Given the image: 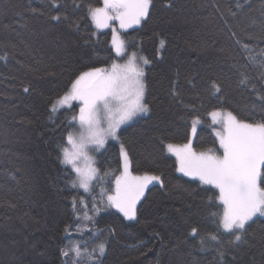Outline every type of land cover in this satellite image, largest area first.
<instances>
[{"label":"trees","instance_id":"obj_1","mask_svg":"<svg viewBox=\"0 0 264 264\" xmlns=\"http://www.w3.org/2000/svg\"><path fill=\"white\" fill-rule=\"evenodd\" d=\"M101 3L0 0V264H63L69 231H80L84 194L72 187L74 174L60 160L78 105L57 113L50 106L81 71L123 59L109 30L97 33L87 18L88 5ZM123 39L126 54L149 61V111L122 126L119 141H109L95 164L100 180L113 182L123 143L131 173L160 176L163 186L147 188L135 220L113 208L95 217L85 231L105 241L99 264H264V216L236 241L219 227L216 190L178 173L166 152L167 144L188 141L194 116L202 120L192 143L197 151L218 149L211 111L260 118L264 0H152L149 18ZM210 82L221 91H210Z\"/></svg>","mask_w":264,"mask_h":264},{"label":"snow or ice","instance_id":"obj_2","mask_svg":"<svg viewBox=\"0 0 264 264\" xmlns=\"http://www.w3.org/2000/svg\"><path fill=\"white\" fill-rule=\"evenodd\" d=\"M53 6L58 7V4L54 3ZM151 6L152 0H103L102 7L88 5L87 18L97 31L112 28V48L117 57H122L125 54V41L118 35L112 22H118L119 28L125 32L137 28L149 18ZM52 19L59 20L60 16L54 15ZM163 43L161 41V47ZM244 47L247 48V45ZM136 59L133 52L124 65L113 62L110 70L92 67L81 71L66 91L51 103L52 113L65 108L74 109L78 105V113L74 110L68 121L66 142L70 147L61 146V163L76 175L72 181L73 188L79 187L88 192L90 182L96 177L98 169L92 166L94 160L88 154L89 149L98 151L104 148L108 139L119 141L117 133L121 125L149 111L144 102L145 72L137 66ZM142 59L145 65L149 63L146 58ZM24 91L27 92L28 88ZM210 91L218 93L221 89L215 82H210ZM260 111L259 119L249 120L240 119L231 111L213 110L208 113L212 124L219 125L215 131L219 146L216 150L197 151L191 140L182 145H167L168 151L176 157L177 171L216 190L214 199L222 206L219 226L236 241L241 240L246 226L254 217L264 216V107ZM102 114L107 120L106 127L102 123ZM200 122L199 116L192 118L193 137ZM77 125L78 133L72 131ZM120 156L123 170L114 177L115 188L112 194L107 195V207L116 209L128 220H135L137 204L147 185L157 181L163 186V181L156 175H133L123 143ZM82 160L86 162L84 167L80 166ZM76 204L74 198V210ZM85 218L93 220L87 215ZM71 227L66 226V233ZM191 234L196 236L198 230L193 228ZM208 238L213 242L220 239L215 233L208 234ZM201 243H204L203 239ZM104 254L103 241L90 254L79 245L70 250L61 249L63 264H99V258Z\"/></svg>","mask_w":264,"mask_h":264},{"label":"rangeland","instance_id":"obj_3","mask_svg":"<svg viewBox=\"0 0 264 264\" xmlns=\"http://www.w3.org/2000/svg\"><path fill=\"white\" fill-rule=\"evenodd\" d=\"M103 6V0H102V3H101V5L100 6H98V7H102ZM112 25H113V27H115L116 28V30H117V33H118V35H120V37L123 39V33H124V31L123 30H121L120 28H119V25H118V22H116V21H113L112 22ZM95 28V27H94ZM106 30H109V32H110V41L112 40V28H108V29H104V30H102V31H106ZM95 31L98 33V32H102V31H97L96 29H95ZM124 40V39H123ZM115 52V51H114ZM133 52H130V53H127L126 54V47H125V54H124V56H122L123 57V59H122V61H118V60H116L115 62L116 63H118V64H120V65H124V64H126L127 63V58L128 57H130L131 56V54H132ZM136 53V56H137V59H136V64H137V66L138 67H140V68H143V70H144V72H145V68H146V66L148 65V64H144L143 63V59L142 58H146L144 55H142V54H140V53H137V52H135ZM105 68H108L109 70H110V68H111V65L110 66H106ZM74 104L76 103V102H73ZM223 111H225V112H227V110H223ZM78 113V112H77ZM148 113V112H147ZM146 113V114H147ZM146 114H140V115H138V116H136V117H134L131 121H129V122H127L126 124H128V123H130V122H132L134 119H136L137 117H140V116H145ZM208 117H209V119H210V123H211V130H212V132H213V134H214V136H215V131L216 130H218V128H219V125H214V124H212V122H211V118H210V116L208 115ZM102 123H103V126L104 127H106L107 126V120H106V118H105V116L102 114ZM192 121V120H191ZM200 121H202L201 120V118H200ZM126 124H124V125H126ZM200 124H201V122L197 125V129H198V127L200 126ZM124 125H121V127L122 126H124ZM72 131L73 132H76V133H78L79 132V127H78V125L75 127V128H73L72 129ZM194 138L195 137H193L192 135H191V126H190V132H189V139H188V141L189 140H191V142L193 143V140H194ZM216 138V137H215ZM109 141H116V140H112V139H108L107 140V142H106V144L109 142ZM187 141V142H188ZM218 143V142H217ZM106 144H105V146H106ZM184 144V143H183ZM168 145V144H167ZM167 145H166V152L169 154V155H171L172 157H174V159H175V161H176V157L173 155V154H171L169 151H168V149H167ZM174 145H182V144H174ZM64 146H67V147H70L69 145H67V142H65V145ZM219 147V146H218ZM105 148V147H104ZM104 148H102V149H99L98 151H92L91 150V148L89 149V151H88V154H89V156L90 157H92V159L94 160V164L92 165L93 167H96V164H95V159H96V156H97V154L98 153H100ZM205 151H207V150H205ZM122 158V157H121ZM60 160H61V151H60ZM85 161H80V166L81 167H84L85 166ZM97 168V167H96ZM122 170H123V159H122V166H121V172H122ZM120 172V173H121ZM178 173H180L179 171H178ZM74 174V178H73V180L74 179H76V175H75V173H73ZM181 175H183L182 173H180ZM120 175V174H119ZM133 175H135V176H144V175H154V174H149V173H141V174H133ZM157 176V175H156ZM187 177V176H186ZM190 178V177H189ZM72 180V181H73ZM112 184V185H111ZM153 184H159V182H157V181H153V182H151V183H149L148 185H147V187L145 188V190H144V194H145V192H146V190H147V188L149 187V186H151V185H153ZM71 185H72V182H71ZM110 185H111V187H110ZM114 188H115V183H114V181L113 182H109V183H106L105 181H102V180H100V178H99V174H98V171H97V174H96V177H95V179H93L91 182H90V189H89V191L88 192H85L83 189H81V188H79V187H77L76 189H78V190H80V191H82L83 192V194H84V197H83V217H82V222H81V225H80V231H69L70 233H72V234H74L73 236H70L69 238H68V243H67V246H66V248H68L69 250L70 249H72L75 245H79L82 249H87V252L90 254L91 252H92V250L93 249H95L96 247H97V245L100 243V241L99 242H95L96 240H97V231H85V230H89L90 229V227H91V225H92V223H93V221H94V219H95V217L97 216V215H99L101 212H104L108 207H107V195L108 194H112L113 193V191H114ZM101 193H104V195L103 196H101ZM144 194H143V196H144ZM218 194V193H217ZM142 196V197H143ZM141 197V198H142ZM141 200V199H140ZM138 205V204H137ZM222 208V207H221ZM114 209V208H113ZM116 210V209H115ZM81 213V214H82ZM98 213V214H97ZM85 215H87V216H90V217H92L93 218V220H88V219H86L85 218ZM220 215H222V211H221V214ZM256 217H263V216H260V215H257ZM256 217H254V218H256ZM253 218V219H254ZM220 227V226H219ZM222 231H223V229L222 228H220ZM95 242V243H94ZM104 242V244H105V241H103ZM94 243V244H93ZM93 245V246H92Z\"/></svg>","mask_w":264,"mask_h":264}]
</instances>
